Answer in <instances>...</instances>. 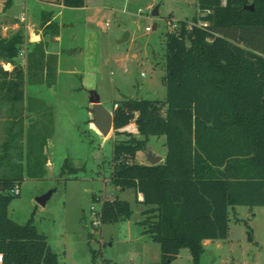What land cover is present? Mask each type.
<instances>
[{
  "label": "rangeland",
  "instance_id": "1",
  "mask_svg": "<svg viewBox=\"0 0 264 264\" xmlns=\"http://www.w3.org/2000/svg\"><path fill=\"white\" fill-rule=\"evenodd\" d=\"M13 1L12 11L24 10V0ZM10 3L0 0L3 36L30 27L42 39L48 38L46 17L35 14L30 21L25 13L24 19L22 13L6 15ZM197 9V0H85L83 7L63 9L59 18L67 24L56 43L62 51L60 63L46 55L44 39L28 52L27 59L16 57L29 90L23 103L0 99V155L4 142L16 135L11 156L0 169L15 164L14 170L24 176L20 193L10 202L9 216L20 224L32 218L58 253L59 264L161 260L160 243L140 224L149 206L137 200L134 190L121 189L112 181L113 142L145 139L139 129L142 115L127 107L128 121L114 124L105 136L92 124L90 96L96 91L112 113L126 99L158 100L164 115L167 33L178 29L180 21L191 22ZM125 32L129 38L119 42ZM0 65L13 68L1 58ZM43 83L56 85L49 88ZM165 142V134L148 136L134 160L148 162L147 152L152 151L164 161ZM51 189H55L52 197L46 205L40 204L36 197ZM115 198L131 202V216L100 223L97 211L104 200ZM229 226L227 238L203 240L200 264H264V206L230 207ZM191 261L189 248L183 247L170 264Z\"/></svg>",
  "mask_w": 264,
  "mask_h": 264
},
{
  "label": "trees",
  "instance_id": "2",
  "mask_svg": "<svg viewBox=\"0 0 264 264\" xmlns=\"http://www.w3.org/2000/svg\"><path fill=\"white\" fill-rule=\"evenodd\" d=\"M63 4L83 7L85 0ZM197 5L191 22L180 21L167 33L164 115L151 99H126L113 112L116 126L128 121L127 107L142 115L145 139L113 142L112 181L141 194L137 200L149 206L140 224L162 250L161 260L151 264H170L183 247L191 252L190 264H200L204 239L228 237L230 207L264 206V0H197ZM1 30L0 23V58L14 66L0 65V99L23 103L25 71L15 59L25 36L19 30L6 37ZM154 134L166 136L164 161L136 162ZM15 137L4 142L0 167ZM7 166L0 169V264H59L32 218L20 224L9 216L13 190L24 176L15 164ZM131 214V202L120 198L104 200L97 211L100 223Z\"/></svg>",
  "mask_w": 264,
  "mask_h": 264
},
{
  "label": "crops",
  "instance_id": "3",
  "mask_svg": "<svg viewBox=\"0 0 264 264\" xmlns=\"http://www.w3.org/2000/svg\"><path fill=\"white\" fill-rule=\"evenodd\" d=\"M24 2H25L24 10L21 11L20 13H16V12L12 11V7L14 6V1L11 0V3H10V5L6 11V15L13 16L15 13L16 14L25 13L26 17L29 18L30 21L34 20L35 14H40L41 18L46 17L45 25H46V27L49 26L48 38L47 37L43 38L44 41H46V42H44L45 43L44 47L46 48V55L53 57L54 59H56L58 61V63H60V61L62 60V57H61L62 51H60V49H59V47H57L56 43L62 39V36H61L62 29L67 24L64 21L63 22L60 21L59 18L63 12V9H65L67 6H65L63 4V0H24ZM3 22H4L3 20L2 21L0 20L2 27H3ZM54 22L57 23L58 27ZM23 33L25 36V42H24L22 48L24 46H25V48L21 49L22 52L20 51L18 58L21 57L22 59H27L28 58V52L32 51V48L39 43V41L42 39V37H41L40 33L32 31V28H30V27L28 28V30L27 29L24 30ZM26 39L28 41H26ZM27 47H29V48H27ZM9 64L14 66V64H12V63H9ZM38 85L39 86H36L37 88H35L36 90H38V88L40 87V85H42V83H39ZM43 85H48L49 88H53V87H55L56 84H53L54 85L53 86V85L43 83ZM27 87L28 86L25 85V90H29ZM39 97H37V99H40ZM92 124H93L94 128H96L99 131V128L95 125V123L93 122ZM138 198L142 199L143 196L141 194H139Z\"/></svg>",
  "mask_w": 264,
  "mask_h": 264
},
{
  "label": "water",
  "instance_id": "4",
  "mask_svg": "<svg viewBox=\"0 0 264 264\" xmlns=\"http://www.w3.org/2000/svg\"><path fill=\"white\" fill-rule=\"evenodd\" d=\"M245 8L254 10V5L247 4L245 5ZM153 14L154 15L158 14V7H155ZM153 28H156V25H154ZM129 36L130 33L125 32L124 35L120 38L119 42L127 40ZM90 102L92 103V107H91L92 119H93L92 121L99 128V131L106 136L114 126V114L110 111V109H108L106 106L102 104L100 96L96 91H91ZM162 159L163 157L156 155L152 151L147 152V160L151 164H157L161 162ZM54 191L55 189H51L43 193L42 195L37 196L36 200L40 204L46 205L48 200L52 197Z\"/></svg>",
  "mask_w": 264,
  "mask_h": 264
},
{
  "label": "built area",
  "instance_id": "5",
  "mask_svg": "<svg viewBox=\"0 0 264 264\" xmlns=\"http://www.w3.org/2000/svg\"><path fill=\"white\" fill-rule=\"evenodd\" d=\"M22 18H23V19L25 18L23 14H22ZM199 24H201V25H206L207 23H206V22H203V21H200ZM173 26H177V24H174ZM148 29H150V28H148ZM21 52H22V51H21ZM117 106H118V103L116 104V107H117ZM13 192H14L16 195H18V194L20 193V185H19V184H17V185L15 186ZM96 214H97V213H96ZM1 260H2V255H0V262H1Z\"/></svg>",
  "mask_w": 264,
  "mask_h": 264
}]
</instances>
